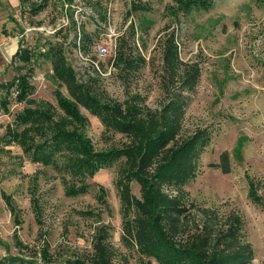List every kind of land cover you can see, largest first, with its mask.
Masks as SVG:
<instances>
[{
  "label": "rangeland",
  "instance_id": "obj_1",
  "mask_svg": "<svg viewBox=\"0 0 264 264\" xmlns=\"http://www.w3.org/2000/svg\"><path fill=\"white\" fill-rule=\"evenodd\" d=\"M5 2L0 0V40L14 39L34 54V62L21 67L15 54L11 64L2 63L0 56L5 71L1 82L28 73L34 90L29 102L23 103L13 92L9 112L0 111V264L44 263L43 247L50 264L84 259L92 254L93 242L102 232L109 234L115 261L158 264L123 241L117 164L87 178V192L67 195L59 171L33 162L20 145H8L3 137L8 126L21 130L15 116L25 107L42 109L40 105L50 104L62 114L57 95L69 98V94L53 77L51 62L40 56L53 43L64 46L79 79L94 77L95 88L108 100L125 102L139 95L140 103L157 109L167 98L163 43L172 33L183 63L198 64L202 71L186 109L182 135L199 128L211 134L195 179L185 185L189 203L195 205L190 208L188 232L196 229L194 217L202 223L203 209H214L222 220L239 214L243 238L255 251L251 264H264V2L212 0L208 8L190 15L178 13L173 0H47L37 14L20 0L15 10ZM64 16L69 18L67 27L62 26ZM59 24L61 30L51 33ZM82 28L94 37L87 54L76 46ZM100 44L109 50L105 56L97 51ZM119 49L128 59L138 60L136 70L116 64ZM80 115L87 120L79 131L95 151L127 143L122 132L106 128L84 107ZM132 193L140 197L135 181ZM32 197L39 199L40 221Z\"/></svg>",
  "mask_w": 264,
  "mask_h": 264
},
{
  "label": "trees",
  "instance_id": "obj_2",
  "mask_svg": "<svg viewBox=\"0 0 264 264\" xmlns=\"http://www.w3.org/2000/svg\"><path fill=\"white\" fill-rule=\"evenodd\" d=\"M173 1L178 13L190 15L208 8L212 0ZM20 2L28 5L34 14L45 9L47 4V0ZM133 8L136 7L133 5ZM79 35L81 38L76 46L87 54L94 37L84 28ZM42 52L40 56L51 62L53 77L66 88L69 98L57 95L62 114L55 113L50 104L40 105L42 109L25 107L15 116L16 127L21 130L8 126L3 137L5 143L15 142L33 162L54 167L62 174L66 194L72 196L87 192V178L117 164L119 171L115 185L121 203L123 241L158 264H251L255 251L243 238V221L239 214L222 220L214 209H203L202 223H196L194 217L196 229L188 232L190 217H193L190 208L195 205L189 203L185 185L195 179L200 157L211 134L208 129L199 128L189 135H182L186 109L199 85L202 71L198 64L186 65L180 59L175 34L169 35L163 43L167 98L157 109L140 103L139 95L125 102L108 100L95 88L94 77L86 81L79 79L62 44L53 43ZM33 56L29 49L20 46L14 58L22 62L21 67H26L34 62ZM115 62L118 66L123 63L128 71L138 68V60L128 59L122 49L116 53ZM33 90L28 73L0 82V111L9 112L8 98L13 92H16V100L23 103L29 102ZM80 107L98 116L106 128L122 132L127 143L122 147L95 151L90 140L79 131V125L87 120L80 115ZM134 181L140 186L139 198L132 193ZM31 199L40 221L39 199ZM41 255L45 260L41 264H50L47 248L41 249ZM116 258L109 234L102 232L93 242L89 257L65 264H125L115 261Z\"/></svg>",
  "mask_w": 264,
  "mask_h": 264
},
{
  "label": "crops",
  "instance_id": "obj_3",
  "mask_svg": "<svg viewBox=\"0 0 264 264\" xmlns=\"http://www.w3.org/2000/svg\"><path fill=\"white\" fill-rule=\"evenodd\" d=\"M17 1V2H15ZM5 4H7L10 9H14L17 8V4H18V0H6ZM19 40H17L18 42ZM4 44H6V47H4ZM11 45V51L8 50L10 48ZM19 49L18 43H15V40L10 38L6 43L2 42L0 40V56L2 58V63L4 61V63L7 64H11L12 62V56L17 52V50ZM4 67L0 64V82L1 79H3L2 75L4 74ZM5 81V79H3Z\"/></svg>",
  "mask_w": 264,
  "mask_h": 264
},
{
  "label": "built area",
  "instance_id": "obj_4",
  "mask_svg": "<svg viewBox=\"0 0 264 264\" xmlns=\"http://www.w3.org/2000/svg\"><path fill=\"white\" fill-rule=\"evenodd\" d=\"M62 26L63 27L69 26V18H68V16L67 17L66 16L63 17V24H62ZM61 28H62L61 27V24H59L57 26V28H55V29H53L51 31V33H58L61 30ZM40 30L43 31L44 28H40ZM97 51H98V53H99L100 56H105L109 52L108 48L106 46H104L103 44H100V46H98ZM95 65H96L95 66L96 67V70L99 71V72H101L100 65L98 63H95Z\"/></svg>",
  "mask_w": 264,
  "mask_h": 264
}]
</instances>
